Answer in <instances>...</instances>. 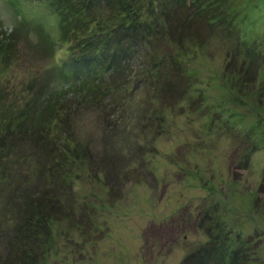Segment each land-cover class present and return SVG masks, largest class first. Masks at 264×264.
<instances>
[{"label": "rangeland", "instance_id": "obj_1", "mask_svg": "<svg viewBox=\"0 0 264 264\" xmlns=\"http://www.w3.org/2000/svg\"><path fill=\"white\" fill-rule=\"evenodd\" d=\"M130 4L143 35L121 36L115 68L95 65L102 89L126 87L73 92L61 114L50 101L84 70L49 0H0V264L31 194L54 208L37 215L49 236L34 222L36 264H199L206 247L202 264H264V0ZM46 142L77 154L67 186L47 182Z\"/></svg>", "mask_w": 264, "mask_h": 264}, {"label": "trees", "instance_id": "obj_2", "mask_svg": "<svg viewBox=\"0 0 264 264\" xmlns=\"http://www.w3.org/2000/svg\"><path fill=\"white\" fill-rule=\"evenodd\" d=\"M130 2L131 0H49V5L55 13L57 21L59 20L61 40L67 45L70 56L68 61L72 62L74 70L80 68L84 70V72H79L77 70L74 73V78L80 76L77 81L61 89V97L65 99V101H58L60 99L58 95L59 92L54 95L55 99L50 101V104L54 102L60 106L61 111H58L59 113H66L65 111L70 112L73 107V102L70 98L67 99V97L69 94H73V92L75 93L74 95L79 98L87 99L85 100L87 103L92 101L91 93L94 90L111 94L117 91V89L122 88V86L126 87L127 82L117 83L115 79L110 83L106 81L105 88L102 89L104 77H99L100 71H98L95 65L100 64L102 67L106 66L109 69L115 68V64L119 63L117 60H119L121 56V52L118 50V45L124 39L121 36L128 37L127 32L129 29L132 30V34L136 33L137 35L140 31V26L144 25L142 13L139 15V19H136L138 18V15L136 16L135 13L137 7L130 6ZM153 4L155 3L153 2ZM153 8H155L154 5L149 7V14L144 15L145 18L150 19L155 13ZM154 29L151 23H149L147 29L142 28L143 31L149 30L150 32H153ZM4 34L0 33V45L6 40L9 41ZM140 34L143 35L141 31ZM48 40H50V42H47V44L50 46L51 38ZM53 44L56 45L55 43ZM58 57L57 55V60H59ZM177 60H179V63L182 62L180 58ZM115 74L116 73H113L112 76ZM91 76H96V80H98L94 82L97 84L96 86L88 79ZM99 94V96L102 95L101 93ZM96 95L97 93L94 98L97 97ZM101 103L103 105V102ZM61 114L58 115V120L62 119L60 116ZM146 114L147 113H145V115ZM21 131L22 133H26L27 128L24 127ZM45 144L48 146L49 152L51 153L46 159L47 164L50 162L47 169L52 173V176L47 182H50L54 174L59 173L61 176L60 179H63L61 185L63 187L67 186L68 182L65 181L66 178L69 177L67 173V164L71 159H76L77 154L71 152V150L69 153H65L64 149L67 145L63 147L64 149L61 148L58 151L57 148L54 150L50 142H46ZM40 162L43 163V161ZM48 186H50V184ZM51 188H53V190L50 189L53 192L56 190L54 194L55 197L58 193H61L55 186ZM30 196L31 199L28 200L30 210L29 219L28 221H21L13 230L15 231L14 234L10 232L11 235L8 239L10 244L6 247L9 256L5 259V264H36L44 255L42 253V245L39 244L40 240L38 239L37 231L40 223L47 228L48 221H39L41 215H37L43 211L41 206H44V211L48 212L49 207H51L52 210L54 208L50 199L41 202V200H36L35 195L31 194ZM56 205V210L59 212L60 210L62 212L63 209L70 210L69 207H65L63 201H60V199L56 202ZM34 222L38 223V228L35 227ZM49 234L48 227L46 235L49 236ZM209 250L210 249L206 247L198 254L202 257L204 251L208 252ZM199 255L193 253V256L199 257ZM200 258L199 264H202ZM237 264H239V262Z\"/></svg>", "mask_w": 264, "mask_h": 264}]
</instances>
